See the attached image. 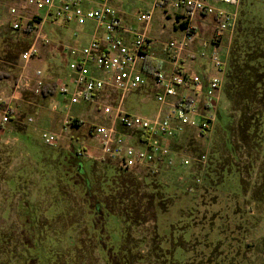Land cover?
I'll list each match as a JSON object with an SVG mask.
<instances>
[{
	"label": "rangeland",
	"instance_id": "rangeland-1",
	"mask_svg": "<svg viewBox=\"0 0 264 264\" xmlns=\"http://www.w3.org/2000/svg\"><path fill=\"white\" fill-rule=\"evenodd\" d=\"M26 1L0 0V53L7 46L4 58L12 61L33 40L32 36L11 28L14 19L11 8H20ZM111 5L119 11L125 25L142 31L144 26L138 22V15L151 10L152 0H113ZM212 5L227 12L235 11L231 5L215 2ZM167 9L170 18H166L162 8L157 9L148 30L156 54L165 60L168 59L164 52L168 43L183 37L182 31L175 29L174 24L178 11L172 7ZM39 13L44 19V11ZM240 16L264 24V0H247L240 9ZM43 31L50 39L52 51L47 56L32 58L30 69L25 72L20 68L14 72H24L36 78L39 70L42 73L39 78H50L51 87L64 84L73 92L74 87L67 79L69 66L90 43L95 24L87 22L80 26L59 22L54 26L48 21ZM226 53L223 47L219 48L221 60L225 59ZM206 54V59L210 58L211 51L207 50ZM189 63L186 58L187 67ZM4 85L2 82L0 93L3 91L9 96L12 87ZM40 95L42 97L36 99L43 103L45 96ZM55 104L57 113L52 111ZM97 105L101 107L100 102L72 104L70 97L59 91L35 110L13 104L15 119L22 122L23 130L14 131L13 138L16 137L17 141L8 133L2 137L3 141L10 140L12 150L7 152L11 157L8 165L0 168L3 207L0 212V264H210L203 255L209 257L210 248L218 244H222L218 264H264L262 253L257 250L259 245L264 247V215L251 201V193L261 183L260 172L264 168V120L258 131L261 155H256L254 160L236 138V132L231 135L239 114L232 112L225 91H222L213 132L207 142H191L185 153L189 158L205 153L206 163L184 167L182 160H178L171 172H161L156 178L174 202L166 215L159 216V239L155 240L152 235L154 220L138 228L106 208L103 200L110 194L115 174L114 168L106 167L107 160H82L80 174L91 183V192L86 193L82 186L84 179L77 174L74 151L90 139L80 135L72 139L68 131L62 129V121L69 116L83 120L81 126L85 128L108 126ZM158 108L151 85L132 93L125 102L128 113L141 117L153 116ZM44 134L57 135V145H47ZM251 160L254 168H251ZM130 172L142 177L147 171L135 167ZM196 180H199L198 187L203 188L201 202L207 205L200 213L199 221L205 225L202 230L187 220L192 212L187 210L200 194L198 191L194 194L187 192L189 187H195ZM98 205L102 206V211L97 210ZM242 214L247 222L245 228H249L246 224H251L246 234L241 227L243 220L236 218ZM259 214L263 218L257 221ZM222 224L225 232L221 231ZM154 240L159 249L157 246L153 249ZM240 244L243 257L236 256L238 258L233 260Z\"/></svg>",
	"mask_w": 264,
	"mask_h": 264
},
{
	"label": "built area",
	"instance_id": "built-area-1",
	"mask_svg": "<svg viewBox=\"0 0 264 264\" xmlns=\"http://www.w3.org/2000/svg\"><path fill=\"white\" fill-rule=\"evenodd\" d=\"M112 1L27 0L20 8L10 10L14 17L11 28L24 34L35 33L36 41L44 45L50 44L43 33V26L48 21L80 26L87 22L95 24L90 43L69 66V82L74 91L70 92L64 84L58 86V91L70 97L72 104L100 102L101 107L97 105V109L108 121V126H82L96 147L82 145L74 151L76 158L81 161L107 160L127 171L142 167L153 175L171 172L178 160H182L184 167L204 165L207 160L205 153L192 158L185 153L191 142H207L214 130L218 102L225 87L231 42L243 0H152L151 10L138 15V22L144 26L142 31L125 25L119 11L111 5ZM212 2L231 5L235 11L215 8ZM168 7L178 11L174 24L175 29L182 31L183 37L172 39L164 50L171 60L172 70L167 72L160 68L149 71L154 41L148 30L157 9L162 8L166 18H170ZM40 11H44V19ZM199 17L214 20V38L211 42H202L199 56L205 59L209 45L214 46L210 61L219 75L207 80L189 73L185 67L186 58L193 57ZM225 37L228 38L227 56L221 60L217 48ZM39 55L40 49L34 43L22 55V60L29 62ZM36 75L40 77L41 71ZM149 85L154 88L159 106L156 113L151 117L128 113L125 109L128 96ZM9 122L11 110L4 100H0V123ZM70 127L72 121L66 120L64 130ZM58 138L55 134L43 135L45 143L52 147L57 145ZM186 144L188 147L184 150ZM196 183L199 184V180ZM188 192L192 193L193 189L189 188Z\"/></svg>",
	"mask_w": 264,
	"mask_h": 264
},
{
	"label": "trees",
	"instance_id": "trees-1",
	"mask_svg": "<svg viewBox=\"0 0 264 264\" xmlns=\"http://www.w3.org/2000/svg\"><path fill=\"white\" fill-rule=\"evenodd\" d=\"M246 4L247 0H243L239 7V18L231 42L229 63L223 91H225L232 112L234 114H239L237 123L231 131V135L233 136L234 132H236V138H238L243 147L249 150L247 153L254 159L256 155H261V146L260 142H258V131L264 120V24L261 21L255 22L248 19L246 16H240V9ZM148 67L149 71L160 68ZM54 93V86H45L42 89V94L45 97H49ZM78 123V121L72 122L74 127H79ZM241 148H239V150ZM234 150L236 151L235 148ZM196 155L198 156L199 154ZM75 160L77 174L80 178L82 177V180L84 179L82 186L86 193L91 192V183L88 180L86 181V178H83L84 176L80 174L83 168L82 161L78 158H75ZM251 162V168H254L253 160H251ZM106 167H112L115 170L110 194L103 200L106 208L110 212L124 217L126 221L138 228L154 220L155 231L152 235H154L153 237H155V240H158V218L159 216L166 215L174 202L171 199V195L166 191L167 189L165 186L158 183L156 179L158 175L146 172V175L137 177L134 172L123 170L119 165L111 162L106 164ZM260 174L261 183L253 193H251V201L255 203L260 213L264 215V168ZM140 178L141 180H139ZM193 188L192 194L196 193V191L200 192V194L197 200L193 201L194 203L191 209L189 208L190 210H187L189 213L192 211L187 220H190V225H194L202 230L205 225L199 221L200 213L203 212L202 209L207 207V205L205 206L204 203L201 202V199L204 197L202 193L203 188H199L196 181L195 187ZM188 194L191 193L188 192ZM168 198L171 200L168 201ZM97 210L102 211V206L98 205ZM261 214H259L257 221L259 218H263ZM236 218H238V220H243L241 227L243 233L246 234L251 228V224H246L249 228H245V223L247 222L243 214ZM225 229V225L222 224L221 231L225 232ZM219 233L221 234L220 231ZM194 237L195 236H192L191 238ZM155 240L153 242V249L154 246L158 248V245L155 244ZM218 243L221 242L219 241ZM221 246L222 244L212 246V248H210V256L207 257L203 255L204 260L209 259L210 264H218V257L222 256ZM257 248L258 252H261L264 257V247L259 245ZM241 249H243V247L240 244L238 250H236L240 255L235 252L236 254H234L233 260L238 258L236 256L240 258L243 257ZM221 261L222 263L225 262L224 260Z\"/></svg>",
	"mask_w": 264,
	"mask_h": 264
},
{
	"label": "crops",
	"instance_id": "crops-1",
	"mask_svg": "<svg viewBox=\"0 0 264 264\" xmlns=\"http://www.w3.org/2000/svg\"><path fill=\"white\" fill-rule=\"evenodd\" d=\"M198 21H199V28H198V35H197L198 39L192 48L193 57L189 58L190 63L188 65V67L186 66V63H185V67L189 73L197 74V75L201 76L202 78H204L205 80H207V79H210V78H213V77H216L219 75L217 70L213 67V65L210 61V58L202 59L199 56L200 52L202 51V46H201L202 42H205V41L211 42L214 38V20L211 17H205V18L199 17ZM53 25L55 26L56 24H53ZM43 33H44V31H43ZM27 34L29 36H32L33 40L26 49L21 51V54H19V56L16 57L17 59L15 61L8 60V59L4 58L6 55L5 52L8 49L7 46H5V48L0 53V85L3 82L5 85L9 84L12 87V92L9 96H8V94H4L3 91L0 93V100H4V102H6V104H7V107H9V109L12 112L11 122H9L8 124H1L0 123V168L1 169L5 165H8L11 157L7 155V152H8V150H10V151L12 150V144L10 143V140L3 141L2 137L5 135V133H8V135L12 136V138H13L14 131L20 132L23 130L22 122L20 120L15 119L16 112L12 108L13 104L23 105L24 107L30 108L33 110H35L38 106L42 107V104L44 105V103L46 102V99L49 97H44L43 103H41L38 100V98L36 99V97L37 96L42 97L40 95V94H42V89L45 86L50 87V85L53 83V82H48L50 80V78L46 79V80H42L37 75L35 78V76H32L30 74H24V72L26 70L30 69L29 65H30L31 60L29 62L22 60V55L25 52H27L34 43H37V45L40 49V55L37 56L40 58L42 57V55L47 56L50 53V51H52V49H53V46L52 45L50 46V44L44 45V44H42L41 41H36V34L35 33H27ZM46 36L48 37V35H46ZM48 39H49V37H48ZM225 41H227L226 46H225ZM227 46H228V38L225 37L221 41V44L218 46L217 50H219V48H222V47L224 48V50H226ZM207 50H210L212 53V51L214 50V46L209 45ZM226 52H227V50H226ZM152 54H153V59L149 62L148 66L153 67V68L160 67L162 70H165L167 72H170L172 70V63H171L170 58H168L167 60L160 59L158 57V55L156 54L154 48L152 50ZM225 55L227 56V53ZM19 68L22 69V71H24V72H20L19 74H16L14 71L16 69H19ZM37 71H39V70H37ZM69 76H70V74H69ZM67 79L69 82L70 81L69 77ZM60 85H63V84H59V85L53 84L55 92L58 91V86H60ZM35 93L39 94V95L36 96ZM50 96H52V95H50ZM28 97L33 98V99L27 100ZM150 97L151 96H149V98ZM52 111L54 113L58 112V108H57L56 104L52 107ZM17 116H19V113ZM66 120H71L72 122L73 121L79 122L78 123L79 129H76L72 124V127H70L67 130L68 134L71 136L72 139H74L75 137L80 135L81 137H84L86 140L87 139L89 140V138L85 136L86 135L85 131L81 129L82 128L81 123H83V125H84L83 120H81L79 118H71L69 116H66L62 121V129L63 130H64V122ZM80 130H82V131H80ZM72 132H76V133L72 134ZM12 140L17 141L18 139L16 137H14ZM76 140H78V139H76ZM181 145L183 146L184 143ZM86 146L88 148H93V149H95V147H96L92 140L86 141ZM187 147H188V145L186 144L184 147L185 148L184 150H186ZM188 149H190V148H188ZM1 202H2V198L0 195V212H1V210H3V207L1 206Z\"/></svg>",
	"mask_w": 264,
	"mask_h": 264
}]
</instances>
